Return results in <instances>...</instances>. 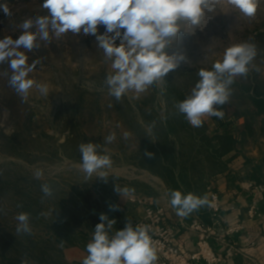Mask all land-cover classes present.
<instances>
[{"label": "rangeland", "instance_id": "obj_1", "mask_svg": "<svg viewBox=\"0 0 264 264\" xmlns=\"http://www.w3.org/2000/svg\"><path fill=\"white\" fill-rule=\"evenodd\" d=\"M43 2L44 0H0V4L7 5L11 12V15L5 16L0 11V39L6 36L15 39L22 32L20 25L23 21L48 15V10L42 7ZM31 31H35V27ZM260 31H264V0H259L257 10L251 17L242 14L228 4L227 0H221L213 11L205 12L198 26L194 28L191 25H184V30L178 33L175 41L166 49L169 54L182 53L186 58L185 62L167 76L179 80L186 75L198 74L201 69L212 70V65L223 59L228 47L242 43L250 44ZM103 33V26H98V34ZM50 37V42L38 40L40 47L30 52L21 49L25 51L29 65L39 61L28 78L37 83L47 84L49 88L47 96L41 95L33 87L29 90L27 100H22L21 96L9 86L8 79L12 70L8 62L0 64V168L9 165L11 170H18L21 175L25 174L31 179L42 182L52 181L73 199L79 190L89 186L99 190V187L104 186L105 198L101 197L99 191L96 192L95 197L104 204L100 213L107 215L109 220L116 221L109 233L112 235L125 223L124 209L117 201L121 193L116 191V186L129 189L130 199L134 195L144 196L135 192V189L145 191V185L133 178H146L145 174L150 173L165 182L169 192L171 189L163 177L136 164L132 156L139 147L138 138L135 139L133 136L136 131L126 122V117L119 116L115 108V100L105 84L106 76L112 72L111 61L105 59L95 37L84 35L82 32L80 34L68 32L59 39L50 33ZM251 64L253 67L256 65L253 60ZM259 69L260 76L264 79V65H260ZM164 80L163 78L154 83L144 93L129 90L124 95H127L133 105L143 98L154 95L153 104L165 107ZM29 115H31L30 121L27 120ZM207 117L214 121L212 116ZM214 123L217 124L216 121ZM241 124L242 121H238L230 128V133L237 137L238 142L236 145L232 144V148L227 147L228 150L222 145V139L207 129L204 120L200 129L191 126L193 136H196L198 131H202L201 136L206 139L201 138L199 146L193 149L194 154H198L197 165L188 163V166L193 165V169L184 176L179 170L175 173L182 194L193 193L201 198L206 197L208 208L207 187L213 182L210 173L220 169L223 167V162L227 164L236 156H242L245 159V168H249L256 179L264 182V126L256 124L253 136H250L244 145H240L238 135ZM191 132L179 136L180 138L176 137L175 140L180 143L181 140L178 139L184 137L187 139ZM111 133H115L116 139L112 143H106L105 138ZM14 134L15 138L12 137ZM76 137L79 138L72 142ZM198 137L199 135L197 140ZM84 138L88 142L100 145L98 149L101 151L100 154L103 152L118 156L117 159L111 158L110 168L103 169L108 174L106 180L97 177L96 173L86 177V174L78 168L81 159L71 156V154L76 155L79 150L77 143H82ZM69 139L70 142L65 146ZM12 144L16 147L13 148ZM3 146L6 148L3 149ZM14 152L15 154H12ZM115 161L118 162L114 163ZM37 170L43 173L39 179L34 175ZM150 200L152 201L151 198ZM65 204L67 207L74 206L70 200H66ZM53 209L52 207V211ZM166 209L168 213L169 208ZM58 213H63L64 219L68 214L64 209H59ZM17 214L19 212L15 209L14 196L10 191H6L0 197V258L6 256L13 259L15 264H20L15 261V253L19 250L18 241L20 242L22 233H17L16 229H13L18 225L15 219ZM99 216L100 214L95 221L91 218L80 224L74 221L70 223L71 229L84 231L86 234L84 244H86L63 246L61 264H82L83 259L88 255L86 245L92 239L95 226L101 222ZM195 219L198 218L194 217L193 220ZM30 227L31 233L35 236L48 238L50 233H57L60 236V225H54L52 228L34 225ZM59 250L60 242L56 243V250H50L49 254L58 259ZM75 250L81 251L82 257L79 260L71 259ZM1 260L3 264L9 262ZM26 261L27 264H40Z\"/></svg>", "mask_w": 264, "mask_h": 264}, {"label": "clouds", "instance_id": "obj_2", "mask_svg": "<svg viewBox=\"0 0 264 264\" xmlns=\"http://www.w3.org/2000/svg\"><path fill=\"white\" fill-rule=\"evenodd\" d=\"M221 0H44L42 7L48 15L35 20L27 19L20 25L21 34L13 39L6 36L0 39V64L8 62L12 74L8 79L22 100H27L29 90L35 87L41 95L47 96V84L37 83L28 78L36 63L28 64V52L39 48L38 40L50 42V33L59 39L62 35H92L103 50L105 59L111 61L112 72L106 76L105 84L109 94L120 100L129 90L144 93L154 83L177 69L185 56L182 53L169 54L166 49L177 38L184 25L194 28L201 22L206 11H213ZM245 16L255 14L259 0H227ZM0 11L5 16L11 15L5 4H0ZM98 26H103L104 33L98 34ZM35 27V31H31ZM119 41V44H117ZM256 55L255 46L249 43L228 47L221 61L212 65V70L201 69L200 79L192 89L191 95L176 104L179 113L184 114L193 127L203 125L204 116L223 117V112L216 105L225 104L230 95V85L236 76L246 75L248 65ZM151 127L148 132L151 134ZM127 138V133H125ZM116 139L115 133L105 138L106 143ZM100 145L88 142L79 145L81 163L80 171L91 177L107 179L103 169L112 166L108 154H100ZM178 151V148H177ZM151 158L153 153L145 152ZM39 179L43 173L35 172ZM45 196L52 195L48 184L41 185ZM116 191L128 195L129 189L116 186ZM170 204L177 216L185 218L193 211L207 203L193 193L186 195L179 190H170ZM20 205H18L19 207ZM115 210V209H114ZM17 233H31L28 213L21 212ZM100 223L95 226L91 241L86 245L88 255L82 264H154L157 260L156 249L149 235V226L136 225L129 221L114 235H109L115 220H109L101 213ZM62 246V245H61ZM21 264H27L22 260Z\"/></svg>", "mask_w": 264, "mask_h": 264}, {"label": "trees", "instance_id": "obj_3", "mask_svg": "<svg viewBox=\"0 0 264 264\" xmlns=\"http://www.w3.org/2000/svg\"><path fill=\"white\" fill-rule=\"evenodd\" d=\"M250 44L255 46L256 55L252 59L256 64L255 67L252 66L250 61L247 74L236 76L233 83L229 86L231 95L228 101L223 105L215 106L217 110L223 112V117L212 116L214 121L217 122L218 128L225 132L222 135H218V137L222 139V145L226 146V149L227 147L232 148V144L236 145L238 142L237 137L230 133V128H232L233 124L235 126L238 121H242L240 134L238 135L240 145H244L248 138L253 136L256 124L264 126V79L261 78L259 69L260 65H264V31L258 32ZM164 79L166 88L165 107L153 104L154 95L146 99L143 98V100L136 102L135 105L130 103L127 95H123L120 100H116L115 97L113 99L115 100V108L119 112V116L126 117V122L130 124L131 128H134L132 130L136 131L133 136L135 139L138 138L139 147L132 155L136 164L163 177L168 182L171 190L181 191L180 186L176 182L175 173L179 170L180 174L184 176V174L193 169V165H197L199 162L196 159L198 154L195 155L193 152L195 150L193 149L199 146L201 138L203 140L206 138L201 136L202 131H195L198 134L196 133V136H193V127L188 123L184 114L179 113L176 104L191 95L192 89L200 77L198 74H191L179 80L169 76ZM30 119L31 115L27 117V120L30 121ZM149 126H152L151 134L148 132ZM200 128L198 127V129ZM189 132L191 133L187 139L185 137L178 139L181 140L180 143L175 140L176 137L180 138L179 136H184ZM198 135L199 139L197 140ZM78 136L81 137L80 135ZM12 137L15 138V134ZM79 137H76L72 142ZM69 142L70 139L65 143V146ZM82 143H88L87 139L84 138ZM82 143H77L78 147ZM12 146H14L13 148L16 147L15 144H12ZM4 148L6 147L3 146ZM146 151L153 153V156L151 158L145 156L144 153ZM99 152L101 153V151ZM12 154H15V152ZM102 154L106 153L102 152ZM108 155L113 159L118 158L117 155L112 153H108ZM71 156L81 159L79 150L76 155L71 154ZM188 163L193 165L188 166ZM256 181L263 182L261 179H256ZM43 184H48L51 187L52 195L45 196L42 193L41 185ZM6 191H10L13 194L16 211L28 213L30 225L50 228L54 225H60V236L57 233H50V237L47 238L35 236L33 233L21 232L22 238L20 242L18 241L20 251L18 250L15 253V261L20 264L24 259L40 264L44 262L61 264L62 247L66 244L79 246L81 243L84 244L86 238L84 231L79 232L73 228L71 229L70 223L74 221L80 224L91 218L94 221L98 220L97 216L101 214L100 211L104 204L100 199H96L95 194L99 191L101 197L105 198L106 188L101 186L99 190H96L89 186L86 189L77 191L75 199H73L64 189H60L56 183L31 179L25 174L21 175L18 170H11L8 165L0 168V197ZM66 200H70L74 206L67 207L65 204ZM18 205L20 206L18 207ZM51 206L54 211H52ZM59 209L67 211L68 214L65 219L63 213H58ZM16 228V226L13 227V229ZM58 242H60V255L58 254V259H55L49 253L50 250H56V243ZM1 259L8 260V264H15L13 259L6 256L0 258V264H3Z\"/></svg>", "mask_w": 264, "mask_h": 264}, {"label": "crops", "instance_id": "obj_4", "mask_svg": "<svg viewBox=\"0 0 264 264\" xmlns=\"http://www.w3.org/2000/svg\"><path fill=\"white\" fill-rule=\"evenodd\" d=\"M202 119L207 129L214 132L212 133L213 135H222L225 133L223 130L219 129L217 124L209 117L204 116ZM229 157H231V155ZM244 163L245 159L242 156H236L227 164L223 162V167L211 172L209 175L210 178H213L212 183L220 193L226 218L224 226L243 224L246 228L245 233L235 237L238 246L241 247L246 254L244 256L228 259L221 264H264V218L260 221L248 219L247 208L251 195L241 190L240 183L243 181H256V178L251 174L249 168H245ZM145 175L146 178H133L146 187L145 191L135 189V192L151 198L156 205L164 206L165 208L168 207L167 223L175 224L180 227L179 242L185 249L189 251L195 250L197 240L196 233L191 232L185 227L192 222L194 217L205 223L211 222L207 204L193 211L187 217L181 218L177 216L176 210L170 204L169 191L165 182L150 173H146ZM129 199L128 195H118L117 201L121 205V208L124 209L125 213V223L121 229H123L129 221L133 225V221L142 217L144 212L143 207L132 203ZM214 248L219 254L225 253V247L221 243H215ZM72 255V260H79L82 257L81 251L79 250L73 251Z\"/></svg>", "mask_w": 264, "mask_h": 264}, {"label": "built area", "instance_id": "obj_5", "mask_svg": "<svg viewBox=\"0 0 264 264\" xmlns=\"http://www.w3.org/2000/svg\"><path fill=\"white\" fill-rule=\"evenodd\" d=\"M240 184L241 190L251 195L247 208L248 219L262 220L264 218V183L243 181ZM207 195L211 222L205 223L195 219L185 227L196 233V249L193 251L185 249L179 242L180 227L167 223V209L164 206L154 204L146 196L131 197L132 203L144 208L142 217L133 221V226H149V235L157 254L154 264H221L228 259L246 254L235 240L236 236L245 233V226L243 224L224 226L226 218L222 200L212 182L207 187ZM215 243L224 245L225 253L219 254L214 248Z\"/></svg>", "mask_w": 264, "mask_h": 264}]
</instances>
